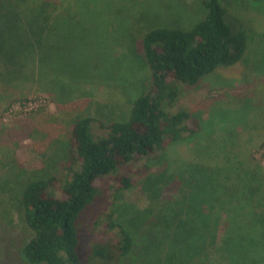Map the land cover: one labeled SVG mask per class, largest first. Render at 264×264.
<instances>
[{
  "label": "trees",
  "instance_id": "16d2710c",
  "mask_svg": "<svg viewBox=\"0 0 264 264\" xmlns=\"http://www.w3.org/2000/svg\"><path fill=\"white\" fill-rule=\"evenodd\" d=\"M65 1L0 0V31L4 30L9 44L21 47L20 53L27 52L19 56L23 66L15 65L16 73L43 55L48 37L60 24ZM226 1L196 0L198 15L184 26L167 21V15L160 12L155 19L145 12L138 22L135 54L149 68L150 83L119 116L108 119L86 114V100L65 102L66 95L46 89L62 98L57 112L38 107L15 118L25 135L15 130L6 140H21L35 131L46 135L47 146L55 140L62 144L59 159L27 171L15 159L17 149L10 142H0V155L10 160L6 161L11 166L8 174L21 182L15 195L26 234L18 249L22 263L264 264L261 163L246 155L240 161L213 166L207 160L211 157L208 148L203 161H187L185 172L178 173L173 164L169 173L165 167L159 169L163 174L153 171L169 148L200 130L195 110H170L180 93L248 58L253 39L249 25ZM33 11L37 13L34 17ZM230 14L234 24L228 21ZM25 30L29 31L27 38ZM12 36L14 40H10ZM261 67L255 72L264 76ZM255 84H242L231 92L224 102L226 110H245L246 104L254 103L248 91L254 95L264 92V79ZM262 96L259 106L264 103ZM96 104L101 110V103ZM248 124L252 128L239 134V149H243L241 141L264 132V116ZM170 158L172 163L180 159ZM102 176V184L113 183L109 186L112 200L108 196L85 229L86 237H94L98 243L86 262L78 254L76 223L102 198L101 188L98 190ZM138 184L148 205L130 208L131 217L119 215L117 198ZM172 184L177 189L167 194Z\"/></svg>",
  "mask_w": 264,
  "mask_h": 264
},
{
  "label": "rangeland",
  "instance_id": "374dc122",
  "mask_svg": "<svg viewBox=\"0 0 264 264\" xmlns=\"http://www.w3.org/2000/svg\"><path fill=\"white\" fill-rule=\"evenodd\" d=\"M226 2L232 12L249 25L253 39L248 58L235 66L219 69L200 85L180 93L170 110H195L200 119V130L193 137L169 148L167 154L154 166L153 171H156V174L164 173L159 171L162 167L169 173L172 164L178 173L185 172L183 169L187 166V161H203L201 158H204V152L208 148L211 157L207 160L210 165L224 166L227 162L240 161L248 155L247 159L254 158L255 163H261L264 168V132H257L252 140L241 141L243 149L238 147L239 134L252 128L248 123L257 122L258 116L259 119L264 116V103L261 106L257 103L262 94L264 97V92L254 95L249 90L248 94L252 96L254 103L246 104L242 108L245 110H226L224 106L225 100L239 85L248 83L256 87L255 83L264 79L263 75L255 72L261 65L264 69V0ZM63 4L60 10V24L48 37L43 55L36 57L37 60L32 61L33 65H27L21 73H16L15 65L20 68L23 66L19 56L27 52L20 53L21 47L9 44L4 30L0 31V142H10L12 149H17L15 159H18L27 171H35L45 167L52 159H59L58 152L61 150L58 147L62 144L61 141L55 140L47 146L46 135L35 131L29 132L21 140L12 139L16 143L6 140L15 130H19L18 134L25 135V132L18 128L20 125L16 124L17 116L23 117L38 107L51 113L57 112V105L62 98H55L48 94L46 89L58 96L66 95L68 99H63L65 102L86 100V114L108 119L119 116L133 98L148 89L150 83L149 68L142 64L135 54L138 22L145 16V12L149 13L150 19L157 18L160 12L167 15V21L184 26L195 17L198 8L196 0H68L65 6ZM85 8L87 10H84ZM34 15H37L35 11L32 17ZM228 21L234 24L232 14L229 15ZM25 23L34 25L33 20ZM28 34L29 31L25 30L24 38H27ZM9 38L15 39L14 36ZM4 56L9 61L4 59ZM37 75L40 76L42 84ZM104 88L110 89L105 91L112 92H103ZM95 101L101 103V110ZM171 156L180 159L172 163ZM1 158L2 155L0 264H25L20 259L18 249L26 234L20 221L19 200L15 195L21 182L8 174L11 166H8L6 161L10 160ZM103 181L105 179L102 176L98 187V190L101 188L102 198L91 211L82 213L76 223L80 236L78 254L80 259L86 262L90 260L89 254L98 243L94 237H86L85 229L112 194L109 186H113V183L102 184ZM142 188L138 184L133 189L122 192L116 200L119 215L124 213L125 216L131 217L132 214H128L131 212L130 208H143L148 205L149 201L144 197ZM176 189L177 186L172 184L166 193L170 194ZM263 208L264 204L260 203V213ZM80 225L84 228L83 235Z\"/></svg>",
  "mask_w": 264,
  "mask_h": 264
}]
</instances>
